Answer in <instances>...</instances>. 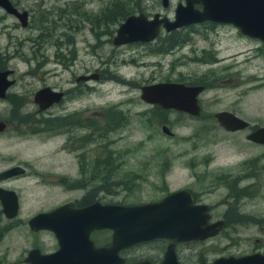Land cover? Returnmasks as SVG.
<instances>
[{"label":"rangeland","instance_id":"374dc122","mask_svg":"<svg viewBox=\"0 0 264 264\" xmlns=\"http://www.w3.org/2000/svg\"><path fill=\"white\" fill-rule=\"evenodd\" d=\"M19 2L30 12V27H22L11 17L0 20V52L12 55L9 61L0 55L2 61L14 65L18 74H22L26 65L35 63L30 58L38 47L50 59L47 68L53 70L57 49L52 42L66 33L69 44L63 49H67L65 54L69 55L75 51L79 65L77 73L99 77L84 84L79 103L83 111L99 120L100 131L105 129L108 118L103 119L108 111L123 117L118 128L98 136L99 146L109 140L116 159L108 177L106 172L99 173L98 180L90 183L96 185L102 201L152 202L184 188L196 192L203 201L214 203L231 190L244 191L248 193L244 201L253 204L243 208L260 222L246 223L239 235L243 239H264V145L246 138L252 130L264 126V47L259 39L243 35L231 24L210 26L200 23L179 29L174 39L180 43L169 50H158L166 47L164 31L151 42L116 46L112 38L124 18L117 15L116 20L111 15L107 22L102 14L107 16L109 11L116 10L118 3L127 5V15L145 13L151 17L159 13L173 20L174 9L183 0H168L165 7L161 0ZM195 7L201 9V4H195ZM85 11L89 13V21L79 15ZM2 14L0 10V17ZM46 18L49 23L40 22ZM52 21L56 22L55 26ZM40 24L48 28L41 29ZM49 30L53 31L52 38L39 46L40 32ZM184 37L185 41L181 42ZM209 53L214 60H209ZM197 78L210 84L198 96L199 116L174 110L164 114L140 98L142 85L177 79L192 83ZM19 81L18 85L23 86L25 82ZM25 104L22 103L23 109H20L0 101V118L9 112L34 108L31 98ZM223 110L245 119L249 127L226 131L214 117L216 112ZM163 124L170 128L171 135L161 130ZM63 138L62 133L50 131L36 135L30 142L35 149V158L44 169L56 172L78 170L71 157L62 151ZM93 147L91 144L90 148ZM95 151L92 149V153ZM108 181L119 183L111 187L113 193L102 189ZM237 186L242 187L241 190ZM224 210L225 206H219L215 215H221ZM98 234H94L96 239ZM107 236L105 232L104 238Z\"/></svg>","mask_w":264,"mask_h":264},{"label":"flooded vegetation","instance_id":"af4514ba","mask_svg":"<svg viewBox=\"0 0 264 264\" xmlns=\"http://www.w3.org/2000/svg\"><path fill=\"white\" fill-rule=\"evenodd\" d=\"M8 1L18 13L23 11L27 13L26 25L21 26L30 27V12L20 5L19 0ZM182 4H185L184 0ZM162 6L165 7L163 3ZM126 7L127 5L124 4L125 11ZM0 10L3 12L0 20L11 17L15 22L21 24L17 15L8 12L2 6H0ZM62 12H60L61 15ZM79 15L89 21L88 11ZM111 15L115 17V10L109 11L106 16L108 17L107 22L110 21ZM44 21L48 22L47 18L40 22ZM52 23L55 26L56 22L52 21ZM200 23L210 26L216 24L212 21ZM200 23L188 26L192 27ZM38 26L41 29L48 28L47 25L40 24ZM185 27L187 26L179 29ZM162 31L164 29L161 28L157 38L160 37ZM172 31H164V33L168 35ZM44 35H46L45 38H43ZM52 36L53 31L51 30L46 33L41 31L37 44L39 46L47 44L48 39H51ZM68 42L66 33H62L59 39L56 38L52 42L57 49L52 64L53 70L47 68L50 65V59L46 54L41 53L38 47L30 58L35 63L26 65L27 69L22 74H18V69L14 65L3 62L0 57V71H9L10 74L7 75V78L13 80V84L6 90V96L0 98V101L12 103L23 109L21 104H25L31 98L34 107L26 111L9 112L7 116L0 118V121L5 123V127L0 129V142H3L0 144V264H37L40 262L41 255L49 256L44 264H78L80 259L73 255L76 250L71 247L62 249L52 230L40 226L41 222L39 221L31 224V219L38 214H47L62 206L80 209L97 201L113 203L102 201L96 185L90 184L98 180L99 166L111 168L115 165L116 159L110 149L109 140L105 145L99 146L98 136H100L101 124L99 120L91 118L79 105L84 84L89 80L85 81L84 74L77 73L79 65L75 51L72 52V55L65 54L67 49L63 48L69 44ZM0 55L7 61L12 57V55H7L6 51L5 53L0 52ZM58 72L64 74L59 75ZM97 78H99L98 75ZM20 79L25 82L21 87L18 85ZM25 84L27 85L24 87ZM45 87L60 92L61 99L59 102H54L47 108L41 109L34 102V95ZM109 113L110 111L105 114L103 121L108 118ZM56 120H60V132L54 130L56 125L53 129L49 126L51 123L55 124ZM50 131L63 134L62 151L75 162L77 171L56 172L44 169L39 164L40 160L35 158V149L30 142L35 140L36 135ZM101 131L107 135L106 133L109 134L113 129H102ZM91 144H93V148H90ZM92 149L96 151L92 153ZM189 192L195 205H206L209 224L218 221L224 222L216 234L204 239L178 241L167 237H158L138 242L118 250L117 255L123 260L121 264L139 262L164 264L166 259L171 256L176 264H213L218 260L220 262L226 259L228 261L235 260L238 264L237 261L253 255H258L257 260L264 256V239H243L239 235L241 227L247 226L246 223L258 224L260 222L258 217L246 212L243 208L253 204L244 201L243 198L247 197V192L231 190L220 201L214 203L203 201L196 192ZM114 204L121 203L114 202ZM219 206H225V210L218 216L214 211ZM59 216L60 222L63 221L66 225L69 219L68 215L62 214L61 216L59 214ZM262 217L264 218V216ZM105 232L108 233V236L104 238ZM96 233H99L97 238L101 239L100 241L94 237ZM100 235L103 236V239ZM89 237L95 248L110 247L112 244L111 231L108 229L93 230ZM60 248L61 253L63 252L62 255L55 256ZM171 264L173 263L171 262Z\"/></svg>","mask_w":264,"mask_h":264},{"label":"water","instance_id":"95a60500","mask_svg":"<svg viewBox=\"0 0 264 264\" xmlns=\"http://www.w3.org/2000/svg\"><path fill=\"white\" fill-rule=\"evenodd\" d=\"M174 10L173 20L155 13L149 17L145 13L128 15L116 28L113 44L116 46L154 41L161 28L165 32L179 29L189 24L212 21L232 24L239 31L251 38L259 39L264 47V0H184ZM164 6L167 0H162ZM195 4H201V9ZM0 6L18 16L21 25L27 22V13H18L8 0H0ZM9 71H0V98L6 96L7 88L13 80L7 78ZM85 81L97 79V74L84 75ZM205 89L204 85L185 84L176 81H161L140 87V98L147 104L157 105L164 110H174L191 116H199L201 106L198 96ZM61 93L49 87L40 89L34 95V102L45 109L54 102H59ZM215 119L226 131H241L249 127V122L227 110L214 114ZM5 123L0 121V129ZM161 130L171 135L170 128L163 124ZM247 140L264 145V126L257 127L247 136ZM67 210V212H65ZM59 214H67L69 219L64 225ZM206 205H195L187 189H178L164 195L161 199L138 204H114L94 202L80 209L62 206L47 214H38L30 223L41 222L40 226L55 233L61 248H73L80 261L78 264H121L118 250L138 242L167 237L181 240L204 239L216 234L223 226V221L208 223ZM111 231L110 247L95 248L90 240L93 230ZM69 244V245H67ZM61 248L55 256L62 255ZM74 252V251H73ZM87 252V253H86ZM247 257L238 264H264V256ZM49 256L41 255L44 264ZM57 259V258H56ZM219 261V260H218ZM216 261L213 264H237L235 260ZM258 261V263H257ZM173 264V256L164 264ZM136 264H147L139 262Z\"/></svg>","mask_w":264,"mask_h":264},{"label":"trees","instance_id":"16d2710c","mask_svg":"<svg viewBox=\"0 0 264 264\" xmlns=\"http://www.w3.org/2000/svg\"><path fill=\"white\" fill-rule=\"evenodd\" d=\"M115 4H117V2ZM122 4L118 3V5L116 6V10H115V19L116 20L118 19V17H116L117 15L123 16V18H125L127 16V13H125L124 4L123 5ZM102 16H103L104 20L108 19V17H106L105 14H102ZM177 31L178 30H174L170 34L166 35V37L163 40V43L166 44V47H161L158 50H161V51L169 50V49L173 48L175 45H177L178 43H180V41H178L177 39H174V37H176L175 34H176ZM185 37H186V35H185ZM185 37L183 38V40L181 42L185 41ZM208 57H209L210 61L213 60L212 55L209 54ZM176 81L185 83L183 79H177ZM185 84L204 85V87L210 85L206 80H204V79L200 80L199 78H197V80L192 82V83H185ZM154 106H156V109L159 110V112H161V113L165 114L166 113L165 111H169V110H164V109H162L161 107H159L157 105H154ZM122 120H123V117L121 116L120 113L110 112L108 114V120L104 124L105 125V129H113V130H115L116 128H118L121 125ZM163 122H165V121H163ZM59 123H60V120H56L55 124L51 123L49 126L53 129L54 125H56L54 130H57L58 132H60L61 126H59ZM100 133H99V135L102 137L105 132L100 131ZM98 170H99L98 174L106 172L105 175L107 176V174H109V175L111 174L110 171L112 170V168L99 167ZM108 183L109 184L103 185L102 189L106 193H113L112 190H111V187L113 185H118L119 183L118 182H113V181L112 182L108 181ZM239 190H241V189H239Z\"/></svg>","mask_w":264,"mask_h":264},{"label":"bare ground","instance_id":"6f19581e","mask_svg":"<svg viewBox=\"0 0 264 264\" xmlns=\"http://www.w3.org/2000/svg\"><path fill=\"white\" fill-rule=\"evenodd\" d=\"M177 82V81H176Z\"/></svg>","mask_w":264,"mask_h":264}]
</instances>
